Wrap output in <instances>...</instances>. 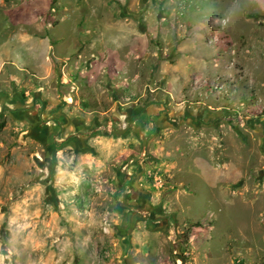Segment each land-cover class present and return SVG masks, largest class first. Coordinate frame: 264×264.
Listing matches in <instances>:
<instances>
[{
    "label": "rangeland",
    "instance_id": "1",
    "mask_svg": "<svg viewBox=\"0 0 264 264\" xmlns=\"http://www.w3.org/2000/svg\"><path fill=\"white\" fill-rule=\"evenodd\" d=\"M263 5L0 0V264H264Z\"/></svg>",
    "mask_w": 264,
    "mask_h": 264
},
{
    "label": "crops",
    "instance_id": "2",
    "mask_svg": "<svg viewBox=\"0 0 264 264\" xmlns=\"http://www.w3.org/2000/svg\"><path fill=\"white\" fill-rule=\"evenodd\" d=\"M262 10L264 9V5H263V7L261 8ZM28 37V36H27ZM27 37H26V35H21V36H19L18 37V40L22 43L20 46H22V45H24L25 43H27L28 41V39H27ZM30 40V39H29ZM43 43H44V41H43ZM47 46H48V44H47ZM48 47H51V46H48ZM71 47H73L72 48V52H71V54L76 50V47H75V45L74 44H72L71 45ZM53 48V47H52ZM70 48V47H69ZM61 55H58L56 58H58V59H61L62 60V62H64V63H66V60L68 59V57L71 55L70 54V52H69V49L67 48V47H64L63 46V48H62V50H61ZM17 57H18V55H17ZM18 62H20V56L18 57V59H14V62L12 63V64H14V65H17V63ZM90 63H93V61L91 60V62ZM106 65H104V68L105 69H109V70H114L116 67H115V65H113L112 67H110V65L111 64H117V65H119V66H121V67H124L123 66V63L122 62H114L113 60H107L106 62ZM66 66H67V64L64 66V69L66 68ZM89 67H91V65L89 64ZM63 69V70H64ZM105 69H103V72L101 71L100 73H99V76H101L102 74H105ZM64 72V71H63ZM64 76H66L65 74H63ZM137 75H134V81L133 82H135V84L134 83H132V84H128V88H129V91H130V93H131V95H134L135 94V98H133L132 100H129V101H127V102H133V103H136L138 100H139V97H137V96H139V95H141L142 96V82H140V83H137L136 82V79H137ZM125 94L127 95V93L125 92ZM192 94V93H191ZM76 95H78V92L76 93ZM89 99H92V98H89ZM127 100V99H126ZM61 101H64V102H72V99L68 96V95H65V94H62L61 95ZM120 101V98H116L115 99V102H119ZM94 102V101H93ZM74 104L76 105V107L75 108H73V110H78V111H81V108H79L78 107V105H80V100H76L75 102H74ZM126 105H128L129 103H125ZM94 113V109L93 110H88L87 111V114H88V116L90 115H92ZM85 114H86V112H85ZM103 114H106V112L105 113H103ZM79 136V137H78ZM83 137H85V136H83ZM74 138H77V139H75V140H79L78 141V143H80V142H82L83 140H81V136L77 133V135L75 134V137ZM73 138V139H74ZM83 143H84V141H83ZM134 192V191H133ZM136 193V192H135ZM132 194V193H131ZM138 197V196H137ZM138 200V199H137ZM137 200H134V201H137ZM138 202V201H137ZM148 217H150V218H152V219H154L155 218V222L158 224L160 221H161V218L159 217H152V214H149L148 213V215H147Z\"/></svg>",
    "mask_w": 264,
    "mask_h": 264
},
{
    "label": "water",
    "instance_id": "3",
    "mask_svg": "<svg viewBox=\"0 0 264 264\" xmlns=\"http://www.w3.org/2000/svg\"><path fill=\"white\" fill-rule=\"evenodd\" d=\"M129 128V126H127V127H125L124 129H122L121 131H116L115 129H112V131H113V133H117V134H123V133H125L126 131H127V129ZM143 144H144V141H143ZM132 194H131V198L133 199V200H137L138 199V197H137V193H135V192H131Z\"/></svg>",
    "mask_w": 264,
    "mask_h": 264
},
{
    "label": "trees",
    "instance_id": "4",
    "mask_svg": "<svg viewBox=\"0 0 264 264\" xmlns=\"http://www.w3.org/2000/svg\"><path fill=\"white\" fill-rule=\"evenodd\" d=\"M191 226H195V225L192 224Z\"/></svg>",
    "mask_w": 264,
    "mask_h": 264
},
{
    "label": "flooded vegetation",
    "instance_id": "5",
    "mask_svg": "<svg viewBox=\"0 0 264 264\" xmlns=\"http://www.w3.org/2000/svg\"><path fill=\"white\" fill-rule=\"evenodd\" d=\"M142 144H143V141H142Z\"/></svg>",
    "mask_w": 264,
    "mask_h": 264
}]
</instances>
